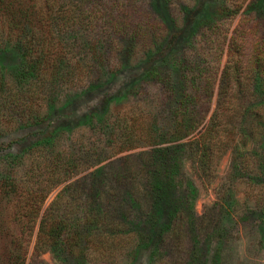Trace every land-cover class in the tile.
<instances>
[{
	"label": "rangeland",
	"instance_id": "1",
	"mask_svg": "<svg viewBox=\"0 0 264 264\" xmlns=\"http://www.w3.org/2000/svg\"><path fill=\"white\" fill-rule=\"evenodd\" d=\"M223 1L132 0L140 29L132 39L114 30L118 0H0V7L9 6L0 12V264H112L106 255L97 258L91 244L83 258L78 248L71 255L41 246L38 220L75 179L99 168L110 175L125 165L120 158L173 144L167 131L177 101L191 99L200 89L194 85L213 81L203 123L182 142L198 136L214 110L226 60L225 47L217 53L202 22L213 19ZM144 12L155 16L153 42L139 38ZM9 13L15 30L8 29ZM238 22L239 16L220 21L226 37ZM34 36L47 56L37 74H29L25 68L35 56L24 57V46L36 53ZM261 112L260 127L238 133L232 149L216 165L210 161L207 176L199 177L189 159L173 174L175 193H191V226L175 218L156 253L153 242L125 240L114 264H264V100ZM145 206L141 197L138 210H127L128 220L144 221ZM48 214L52 222L56 208Z\"/></svg>",
	"mask_w": 264,
	"mask_h": 264
},
{
	"label": "trees",
	"instance_id": "2",
	"mask_svg": "<svg viewBox=\"0 0 264 264\" xmlns=\"http://www.w3.org/2000/svg\"><path fill=\"white\" fill-rule=\"evenodd\" d=\"M118 2L114 10L121 17L114 22V30L118 36L127 38L131 34L133 39L140 30L139 27L136 28L138 21H132L136 11L134 3L132 0ZM243 4L244 8L238 15ZM51 8L50 5L48 9L52 11ZM8 9L9 6L1 2L0 12H7ZM11 14L7 15L8 29L15 30L18 24ZM51 15L52 12L49 16ZM143 15V33L141 30L139 38L153 42L156 37L155 16L151 12H144ZM236 16H239V22L226 37L228 29L223 28L220 21L223 23V19L232 20ZM212 18L202 23L205 31L212 35L217 53L221 54L225 47L226 60L216 80L217 98L214 110L198 136L191 141L182 142L203 123L209 110L213 81L194 85L195 88L200 86V89H193L191 99L182 96L177 101V108L173 112L175 123L167 131L170 137L168 144H173L162 147L160 143H156L149 151L118 159V162L125 165L122 168L119 165L110 175L105 176L103 168H99L75 179L57 192L51 206L38 220V244L53 251L56 248H66L71 255L72 249L78 248L77 258L88 254V246L91 244L97 249V258L106 255V259L103 258L114 264L117 257L124 253L125 240L135 239L137 246L153 242L156 253L161 247L164 248L166 237L174 231L172 227L175 218L180 219L183 228L186 224L190 225L193 214L188 206V197L191 193H186L188 197L175 193L173 174H181V161L189 159L199 177L207 176L214 167H211L210 161L213 162L214 159L216 165L219 158L232 149L238 133L253 132L260 127L263 114L264 0H224L215 8ZM30 39H35L34 44L39 49L36 53H30L33 52V49H28L30 45L24 46V57L35 56L25 71L37 74L38 67L47 56V50L36 36ZM187 99L193 103L194 109L186 108ZM50 190L48 188L44 194ZM141 197L146 202V215L142 216L145 220L139 218L135 222L129 221L127 214L140 208ZM214 206L216 203L212 208ZM52 208H56L57 217L49 222L48 211ZM203 217L204 214L199 216L198 223H201ZM201 228L202 225H199L198 230ZM139 231H144L145 236H140ZM103 246L107 247L106 251L102 250Z\"/></svg>",
	"mask_w": 264,
	"mask_h": 264
}]
</instances>
